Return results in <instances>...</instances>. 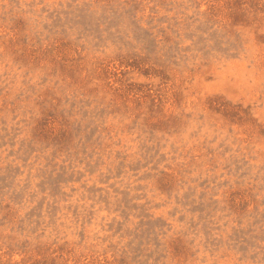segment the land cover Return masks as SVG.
<instances>
[{"label":"rangeland","instance_id":"1","mask_svg":"<svg viewBox=\"0 0 264 264\" xmlns=\"http://www.w3.org/2000/svg\"><path fill=\"white\" fill-rule=\"evenodd\" d=\"M0 264H264V0H0Z\"/></svg>","mask_w":264,"mask_h":264}]
</instances>
